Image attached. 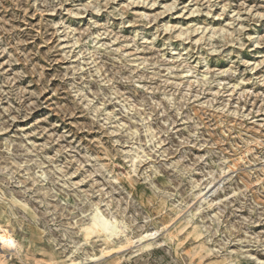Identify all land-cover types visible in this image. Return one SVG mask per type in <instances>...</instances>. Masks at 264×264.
Segmentation results:
<instances>
[{
	"label": "rangeland",
	"instance_id": "374dc122",
	"mask_svg": "<svg viewBox=\"0 0 264 264\" xmlns=\"http://www.w3.org/2000/svg\"><path fill=\"white\" fill-rule=\"evenodd\" d=\"M1 228L0 264H264V0H0Z\"/></svg>",
	"mask_w": 264,
	"mask_h": 264
},
{
	"label": "bare ground",
	"instance_id": "6f19581e",
	"mask_svg": "<svg viewBox=\"0 0 264 264\" xmlns=\"http://www.w3.org/2000/svg\"><path fill=\"white\" fill-rule=\"evenodd\" d=\"M138 154V153H137ZM136 155V153H135ZM136 160V158H135ZM96 217L94 220L93 218ZM93 220V228H97V229H104L105 230H110V229H114L116 223L115 222H111L105 219V217L101 216L98 211H94L92 212L91 218ZM82 227V226H81ZM80 229H83L80 228ZM104 237L105 239H109L111 238V235H99ZM97 237V236H96ZM99 238V237H98ZM15 242L13 241V239L8 235V232L5 229H0V248L4 249L6 247H10V246H14ZM13 248V247H12Z\"/></svg>",
	"mask_w": 264,
	"mask_h": 264
}]
</instances>
